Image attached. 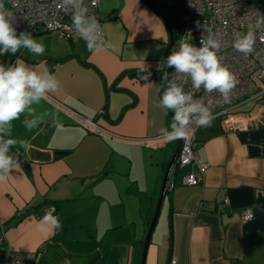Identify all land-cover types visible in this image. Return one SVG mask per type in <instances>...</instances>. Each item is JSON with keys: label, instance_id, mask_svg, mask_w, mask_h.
I'll return each instance as SVG.
<instances>
[{"label": "crops", "instance_id": "crops-1", "mask_svg": "<svg viewBox=\"0 0 264 264\" xmlns=\"http://www.w3.org/2000/svg\"><path fill=\"white\" fill-rule=\"evenodd\" d=\"M96 17L106 42L99 51L89 52L76 31L71 38L39 32L31 35L44 45L43 55L22 48L0 56V64L20 60L60 82L32 106L43 123L27 131L25 113L6 137L26 140L29 148L10 149L20 167L0 180V259L9 250L26 254L25 264L141 262L177 145L148 139L171 130L172 117L154 107L169 32L142 0H100ZM144 67L147 81L140 78ZM254 103L241 109L256 108L259 116L246 130H225L217 118L196 129L204 181L182 184L189 168L171 169L173 187L166 188L144 264H264V100ZM71 112L104 132L84 127ZM30 149L48 159L32 157ZM52 208L62 226L41 230ZM247 208L253 217L241 220Z\"/></svg>", "mask_w": 264, "mask_h": 264}, {"label": "clouds", "instance_id": "clouds-1", "mask_svg": "<svg viewBox=\"0 0 264 264\" xmlns=\"http://www.w3.org/2000/svg\"><path fill=\"white\" fill-rule=\"evenodd\" d=\"M63 6L72 9V26L85 41L87 50L96 52L103 49L106 42L101 26L95 17L88 14L85 0H63ZM14 19L11 13L3 10L0 2V56L15 55L22 48L31 54L43 55L44 45L34 40L31 33L22 32L17 35L13 26ZM257 23H264V16ZM196 27L202 28L203 32L207 31V37H201L199 47L181 41L179 49H173L166 64L175 69V79L163 89L159 101L154 102V107L173 114L171 131L163 128L160 130L173 139L186 138L190 126L206 127L213 121L209 107L202 100L194 99L192 92H186L184 83L190 79L193 89L199 90L203 87L206 93L218 92L225 101L230 99V93L237 84L236 77L221 63L218 56L221 48L219 35L212 33L211 29H206L199 22ZM254 42L252 31L243 34L238 32L234 34L233 48L247 55L252 51ZM141 72L143 75L140 78L147 81L151 72L146 67ZM59 87L57 77L46 70L37 72L20 60L7 66L0 64V180L11 170L20 167L18 159L10 154V149L17 144L24 149L29 148L26 140L6 138L11 136L12 122L26 113L22 121L25 129L31 132L38 128L43 121L35 117L32 106L39 104ZM53 126H60L55 118ZM53 212L54 208L45 212L38 225L41 230L54 231L61 228L60 220Z\"/></svg>", "mask_w": 264, "mask_h": 264}, {"label": "built area", "instance_id": "built-area-1", "mask_svg": "<svg viewBox=\"0 0 264 264\" xmlns=\"http://www.w3.org/2000/svg\"><path fill=\"white\" fill-rule=\"evenodd\" d=\"M0 2L3 4V10L15 18L13 26L17 35L22 32L31 34L52 32L71 38L74 34L72 9L63 6V0H0ZM99 4L100 0H85L88 14L95 17L101 26L100 20L96 17ZM262 16L264 5L261 6L254 0H183V11L174 32V48L178 50L181 41L200 46L201 37L206 38L208 32H203L202 28L197 29L196 23L199 22L206 29H211L212 33L219 35L221 48L218 56L237 80L228 101H225L218 92L206 93L203 87L199 90L193 89L190 79L183 84V88L186 92H192L194 99L202 100L209 107L213 119H220L228 131L246 130L259 120L256 108L247 111L241 109L250 102L264 100V23L259 25L257 23ZM248 31L253 32L255 42L252 51L245 55L233 48V39L235 33L243 34ZM14 61L9 60L2 64L7 66ZM174 72V68H167L168 83L175 79ZM71 113L84 127L104 132L93 120ZM197 128L198 126H190L188 136L181 138L175 162L178 169L189 168L181 179V183L186 185L202 184L207 169V164L200 163L197 159L193 139ZM148 139L158 143L177 140L169 138L166 133ZM172 187L173 184H170L167 190ZM224 203H228V199H225ZM239 217L241 220H250L253 217L252 210L247 208L240 211ZM25 259L26 254L7 250L3 253L0 263L25 264ZM170 264H176V261L171 260Z\"/></svg>", "mask_w": 264, "mask_h": 264}, {"label": "water", "instance_id": "water-1", "mask_svg": "<svg viewBox=\"0 0 264 264\" xmlns=\"http://www.w3.org/2000/svg\"><path fill=\"white\" fill-rule=\"evenodd\" d=\"M142 1H144L146 4H148L162 18V20L165 22L166 27H167L168 32H169V47H168V51H167L166 57L164 59L163 65L161 67V70H160L159 74L157 75L159 93H160V96H161V93L163 92V89H165L164 88V77H165V73H166L167 68H168V66L166 64L167 57L171 54V52L173 51V48H174V32L172 30V27H171V25L169 23V20H168L167 16L157 6H155L153 4V2H151L150 0H142ZM168 114L171 117L173 116V114L171 112H168ZM180 145H181V139H177L176 148H175V150H174V152H173V154H172V156H171V158H170V160H169V162H168V164L166 166V170H165V174H164V178H163V183H162V186H161V190H160L158 202H157V205H156V209H155V212L153 214L152 220L150 222L149 228L147 230V233H146V236H145V239H144L143 250H142V258H141L140 264H144V260H145L147 248H148V245H149V242H150L151 234H152L153 228H154V226L156 224V221H157V218H158V215H159V211H160V208H161V204H162V201H163V197H164L166 188L168 187V183H167L168 177H169L171 169L175 166V162H176V158H177L178 153H179ZM29 153L31 154L32 157L34 155H36V157H38V158L48 159L47 156H46V158H44V156H43L44 154L41 153L38 150H35V149H30Z\"/></svg>", "mask_w": 264, "mask_h": 264}, {"label": "trees", "instance_id": "trees-1", "mask_svg": "<svg viewBox=\"0 0 264 264\" xmlns=\"http://www.w3.org/2000/svg\"><path fill=\"white\" fill-rule=\"evenodd\" d=\"M155 6H157L168 18L173 32L177 30L179 19L183 11V0H176L171 5L167 0H150ZM167 79V78H166ZM168 80H164V87H167Z\"/></svg>", "mask_w": 264, "mask_h": 264}, {"label": "rangeland", "instance_id": "rangeland-1", "mask_svg": "<svg viewBox=\"0 0 264 264\" xmlns=\"http://www.w3.org/2000/svg\"><path fill=\"white\" fill-rule=\"evenodd\" d=\"M254 1H256L261 6L264 5V0H254ZM167 2L171 5H173L176 2V0H167ZM249 105H251V104H249Z\"/></svg>", "mask_w": 264, "mask_h": 264}, {"label": "flooded vegetation", "instance_id": "flooded-vegetation-1", "mask_svg": "<svg viewBox=\"0 0 264 264\" xmlns=\"http://www.w3.org/2000/svg\"><path fill=\"white\" fill-rule=\"evenodd\" d=\"M165 75L167 76V71H166ZM164 88H165V87H164Z\"/></svg>", "mask_w": 264, "mask_h": 264}]
</instances>
